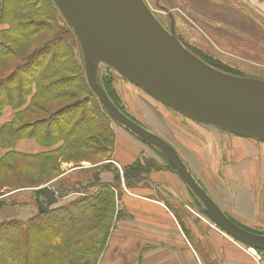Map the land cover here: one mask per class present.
I'll list each match as a JSON object with an SVG mask.
<instances>
[{
  "label": "trees",
  "instance_id": "trees-1",
  "mask_svg": "<svg viewBox=\"0 0 264 264\" xmlns=\"http://www.w3.org/2000/svg\"><path fill=\"white\" fill-rule=\"evenodd\" d=\"M0 25H6L0 30V116L7 107L13 111L0 125V214L12 211L0 215V264H97L116 221L130 217L120 204L123 189L148 185L152 171H176L151 144L160 163L144 153L121 171L112 162L116 126L142 139L98 98L82 45L53 0H0ZM175 35L211 67L244 76ZM100 82L111 105L141 126L127 114L108 72L100 73ZM22 139L41 150H15ZM46 184L59 200L39 211L35 190Z\"/></svg>",
  "mask_w": 264,
  "mask_h": 264
},
{
  "label": "crops",
  "instance_id": "crops-1",
  "mask_svg": "<svg viewBox=\"0 0 264 264\" xmlns=\"http://www.w3.org/2000/svg\"><path fill=\"white\" fill-rule=\"evenodd\" d=\"M221 1L195 3L198 7L210 4L208 10L240 25L247 22V16L258 23L261 17L257 14L264 17V0ZM244 6L253 14L248 15ZM176 122L179 124L174 125L172 140L160 136L174 147L194 179L225 215L264 233V141L196 120L180 122L177 118ZM120 135L132 142L130 152L137 156L122 166L113 154L112 162L118 168L133 163L142 153L156 157L151 155L153 148L146 152L145 146L128 133ZM67 164H71L65 169L68 171L72 163ZM148 181L143 187L123 189L120 204L130 217L116 221L97 264H264V251L260 259L253 258L229 235L183 204L188 190L176 173L152 171Z\"/></svg>",
  "mask_w": 264,
  "mask_h": 264
},
{
  "label": "water",
  "instance_id": "water-1",
  "mask_svg": "<svg viewBox=\"0 0 264 264\" xmlns=\"http://www.w3.org/2000/svg\"><path fill=\"white\" fill-rule=\"evenodd\" d=\"M53 1L82 45L88 79L105 108L120 124L160 150L179 178L200 200L204 216L210 222L234 240L264 251V234L249 231L225 215L194 179L172 145L120 112L114 114L115 108L102 89H96L91 82L90 56L86 47L103 55L104 64L135 86L184 116L262 141L264 80L245 81L247 78L242 80L206 64L180 43L172 28L171 35L168 34L142 0ZM58 200L52 186L46 184L35 190L39 211Z\"/></svg>",
  "mask_w": 264,
  "mask_h": 264
},
{
  "label": "rangeland",
  "instance_id": "rangeland-1",
  "mask_svg": "<svg viewBox=\"0 0 264 264\" xmlns=\"http://www.w3.org/2000/svg\"><path fill=\"white\" fill-rule=\"evenodd\" d=\"M142 2L168 34L171 35L172 28L173 34H177V36L187 44L192 45L205 53L207 51L208 53L211 52L217 57V59L226 63L238 73L244 74V76L232 73L227 74L250 80L264 79V17L261 15L256 13L261 17V19H258L259 23L247 16V22L240 25V22L235 23L230 19H221L222 15L220 13L208 10L212 7L210 4H208V6H205L204 4H202L201 7L196 6L195 0H169V2L167 0H142ZM166 5H168V7H166ZM162 6L166 8H163ZM172 8H174V10ZM244 8L246 12L249 13L250 8L248 6H244ZM250 13H252V11ZM250 13L248 15H250ZM252 16L255 17L254 15ZM255 18L257 19V17ZM249 21L252 23L250 24ZM5 27L6 25H0V30ZM213 37H218L217 41L213 40ZM88 62L91 74L90 79L96 89H101L100 73L103 71L108 72L113 79V84L118 92V96L125 106L127 114L139 122L144 129L158 136L163 134L168 140H172L174 135V125H176L175 123L179 124V122H176L177 118L180 119V122H186V120L189 122L193 120L187 116H185L186 118L183 117V114L169 106H167L169 110L166 112L164 103L158 101L141 88L135 86L118 71L104 64L100 58L90 56ZM103 66H106L109 69L104 68ZM128 83L134 85L136 88H133L134 86L131 88L128 86ZM139 90L142 91L144 95L141 94ZM162 108H164V110H162ZM12 114L13 111L10 108H5L0 116V125L5 121L10 120ZM114 114H119V111L115 109ZM169 118L172 120L171 122L169 121ZM121 131L128 133L144 145L146 152L151 145L145 143L143 140H139L135 135L126 131L122 127L116 126V144L113 156L116 162L123 166L126 161L132 162L136 158L137 153L136 155H133L130 152L133 147L131 146L132 142L123 138L122 135H120V133H122ZM14 149L33 153L41 150V147L34 140L22 139L16 143ZM3 152L4 150L0 148V156ZM151 155L158 157L156 152L154 153L153 151L151 152ZM156 160L159 163L162 161L160 158H156ZM83 164L89 166L88 163ZM69 166H71V164L61 163L63 169H66ZM187 194L185 199H183V203H185L186 206H189L193 211L201 214L191 195H189V193ZM19 198L20 197H16L14 200L19 201ZM10 213H12V211H9L7 208L2 211L0 215L5 216ZM257 252L259 256H262L263 251L257 250Z\"/></svg>",
  "mask_w": 264,
  "mask_h": 264
},
{
  "label": "built area",
  "instance_id": "built-area-1",
  "mask_svg": "<svg viewBox=\"0 0 264 264\" xmlns=\"http://www.w3.org/2000/svg\"><path fill=\"white\" fill-rule=\"evenodd\" d=\"M120 169V168H119ZM121 171V169H120ZM126 190V189H125ZM205 219V218H204ZM206 220V219H205ZM240 247H242L246 252H248L253 258L255 259H260V256L257 252L256 249L252 248V247H248V246H245V245H242V244H239L238 242H236Z\"/></svg>",
  "mask_w": 264,
  "mask_h": 264
},
{
  "label": "bare ground",
  "instance_id": "bare-ground-1",
  "mask_svg": "<svg viewBox=\"0 0 264 264\" xmlns=\"http://www.w3.org/2000/svg\"><path fill=\"white\" fill-rule=\"evenodd\" d=\"M149 14V13H148ZM86 51H87V54L88 56H92V55H95L96 57H99L100 59L103 58L104 56L99 54L96 50L90 48V47H86ZM238 78V77H237ZM242 79V78H240ZM243 80V79H242ZM245 81H248V79H244ZM143 94V93H141ZM144 95V94H143Z\"/></svg>",
  "mask_w": 264,
  "mask_h": 264
}]
</instances>
